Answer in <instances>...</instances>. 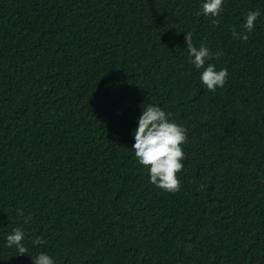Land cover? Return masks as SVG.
I'll use <instances>...</instances> for the list:
<instances>
[{
    "label": "trees",
    "instance_id": "1",
    "mask_svg": "<svg viewBox=\"0 0 264 264\" xmlns=\"http://www.w3.org/2000/svg\"><path fill=\"white\" fill-rule=\"evenodd\" d=\"M205 2L0 0V264H264V0H224L218 26ZM186 32L221 53L223 88ZM148 105L187 129L179 193L132 149Z\"/></svg>",
    "mask_w": 264,
    "mask_h": 264
},
{
    "label": "clouds",
    "instance_id": "2",
    "mask_svg": "<svg viewBox=\"0 0 264 264\" xmlns=\"http://www.w3.org/2000/svg\"><path fill=\"white\" fill-rule=\"evenodd\" d=\"M224 0H206L202 4V11L198 15H203L212 19L214 25L220 24L221 14L224 12ZM258 10L249 11L246 14V21L243 24V33L238 34L232 29V34L236 39L247 42L250 33L255 30V22L260 17ZM185 42L189 54V63L197 70L203 69L200 75L201 83L210 92H215L217 88H223L228 80L227 69H216L213 59H219L221 53H213L207 46H195L193 34L186 32ZM135 143L132 149L140 165L148 170L149 182L155 187L166 191L169 194L179 193L181 181L177 177L184 168L183 161L186 159L182 145L188 141L187 129L170 120V114L161 107L148 105L142 109V114L138 118V127L134 133ZM18 215L23 216V209L18 210ZM32 219L31 215L24 219V224H28ZM26 233L20 227L12 229L7 235L5 247L15 248L20 256L26 255L28 249L25 246ZM47 241L37 236L32 240L33 245H44ZM32 264H55L52 256L40 252L31 256Z\"/></svg>",
    "mask_w": 264,
    "mask_h": 264
}]
</instances>
